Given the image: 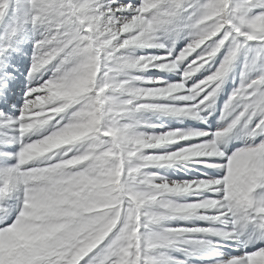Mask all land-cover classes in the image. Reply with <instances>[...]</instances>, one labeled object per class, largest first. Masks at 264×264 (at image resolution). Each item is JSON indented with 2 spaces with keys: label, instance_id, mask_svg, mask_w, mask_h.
Listing matches in <instances>:
<instances>
[{
  "label": "snow or ice",
  "instance_id": "snow-or-ice-1",
  "mask_svg": "<svg viewBox=\"0 0 264 264\" xmlns=\"http://www.w3.org/2000/svg\"><path fill=\"white\" fill-rule=\"evenodd\" d=\"M180 39L187 42L174 55ZM136 46L166 54H122ZM240 61V83L221 111L228 122L214 133L140 130L161 127L136 119L146 110L206 123L201 113ZM153 68L181 80L132 74ZM201 70L206 78L186 88ZM203 137L171 153L147 151ZM234 138L244 144L228 152ZM12 144L19 149L6 151ZM172 161L219 175L173 181L146 171ZM174 217L208 223H162ZM204 256L264 264V0H0V264H195Z\"/></svg>",
  "mask_w": 264,
  "mask_h": 264
},
{
  "label": "rangeland",
  "instance_id": "rangeland-1",
  "mask_svg": "<svg viewBox=\"0 0 264 264\" xmlns=\"http://www.w3.org/2000/svg\"><path fill=\"white\" fill-rule=\"evenodd\" d=\"M124 2L126 3L127 0H117V3ZM115 7V5H113ZM163 39V38H161ZM186 40L180 39L177 40L175 43V50L174 55L178 54V52L185 46ZM223 51V50H222ZM122 54L128 55L130 58L139 57V56H148V55H156V56H164L166 54V49H159V48H152V47H144V46H136L129 48L127 50H123ZM219 55V54H218ZM31 56V51L29 47L28 56L25 57V64L29 61ZM195 58V53H193L187 60H191ZM222 58V57H221ZM187 63V61L185 62ZM242 61L237 62L236 66L230 71L228 74L224 85L222 86V90L216 96V102L213 106V109H207L205 112L201 113L202 116H207V122H202L200 119L192 118L189 116H177L176 114L172 113H160L156 111H142L136 114V119L141 122L151 123L160 125L161 127L157 128H149V127H142L140 130L145 133H161L165 132L168 129H181V130H204L209 133H214L219 127L225 125L228 121L221 120V111L225 102L228 100L229 95L233 91L235 87H237L240 83V73L242 70ZM183 66H181L182 68ZM133 75L142 78H162L166 82H177L181 80V75L175 70H166V71H159L157 69H149L145 71H133ZM208 73L201 70L193 75V77L187 81L186 88H190L195 82L200 79L206 78ZM51 73H47L45 75V79ZM27 82L24 81L19 87L16 89L15 93V101L16 108L11 110L12 115H18V109L21 103V99L23 96L24 86ZM145 87H152L153 85H143ZM155 102L163 104L164 106H176V105H185L188 102L184 101H175L170 102L168 98H152ZM209 112L211 113L209 115ZM231 118L229 117V120ZM55 123V121H53ZM239 127V125H238ZM37 138L33 136V139ZM209 137L203 138H191L190 140H179L173 143H169L166 146H158L155 149L147 150L150 153H159V152H174L178 148L186 147L189 145H194L201 140H207ZM257 142H259L260 137H257ZM244 144L243 138H234L231 139L226 145H224V149L229 152V148H238ZM19 149L18 144L10 145L6 151L15 152ZM219 162V161H215ZM148 173L159 174L162 177H167L169 180L179 181V180H191L196 178H201L205 175L207 176H217L219 175V170L215 168H206L201 164L194 163L191 161H172V162H154L152 165L146 169ZM176 199L183 201V200H190L195 199L192 196H177ZM166 224H170L172 226L176 225H206L208 222L202 219H198L195 217L191 218H182V217H174L169 218L168 220L162 222ZM214 239V238H213ZM231 251L232 249L229 248ZM174 255H180V253H173ZM195 264H211V258L209 256L200 257L195 261Z\"/></svg>",
  "mask_w": 264,
  "mask_h": 264
},
{
  "label": "bare ground",
  "instance_id": "bare-ground-1",
  "mask_svg": "<svg viewBox=\"0 0 264 264\" xmlns=\"http://www.w3.org/2000/svg\"><path fill=\"white\" fill-rule=\"evenodd\" d=\"M230 149H232V147L231 148H229V152H230ZM236 149V148H235ZM234 148H233V150H235ZM233 150H231V151H233ZM228 251H231L230 249H228Z\"/></svg>",
  "mask_w": 264,
  "mask_h": 264
},
{
  "label": "clouds",
  "instance_id": "clouds-1",
  "mask_svg": "<svg viewBox=\"0 0 264 264\" xmlns=\"http://www.w3.org/2000/svg\"><path fill=\"white\" fill-rule=\"evenodd\" d=\"M54 143V142H53Z\"/></svg>",
  "mask_w": 264,
  "mask_h": 264
}]
</instances>
